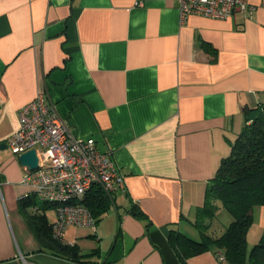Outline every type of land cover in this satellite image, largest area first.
<instances>
[{"label":"crops","instance_id":"obj_1","mask_svg":"<svg viewBox=\"0 0 264 264\" xmlns=\"http://www.w3.org/2000/svg\"><path fill=\"white\" fill-rule=\"evenodd\" d=\"M248 1L251 12L219 19L181 18L176 0H0V144L40 92L71 133L111 153L125 182L107 224L108 211L95 233L65 228L64 242L91 253L68 259L37 239L28 216L52 224L55 209L21 184L24 166L0 145V264H220L212 249L182 260L169 234L200 238L205 188L244 108L264 104V0ZM252 214L249 248L264 234V205Z\"/></svg>","mask_w":264,"mask_h":264},{"label":"built area","instance_id":"obj_2","mask_svg":"<svg viewBox=\"0 0 264 264\" xmlns=\"http://www.w3.org/2000/svg\"><path fill=\"white\" fill-rule=\"evenodd\" d=\"M181 18L201 14L225 19L235 11L251 12L248 0H176ZM264 4V2H262ZM18 127L6 141L11 153L35 149L37 165L21 178L30 194L43 198L55 209L53 234L64 240L69 226L88 227L95 233L97 218L84 204L89 190L100 187L109 195L125 190L124 174L109 151L97 147L92 137L75 136L45 94L37 92L17 113ZM220 264L229 262L222 250H216Z\"/></svg>","mask_w":264,"mask_h":264},{"label":"trees","instance_id":"obj_3","mask_svg":"<svg viewBox=\"0 0 264 264\" xmlns=\"http://www.w3.org/2000/svg\"><path fill=\"white\" fill-rule=\"evenodd\" d=\"M244 114V126L230 143L229 155L221 159L205 188L203 203L196 209L193 225L200 238L192 239L177 230L169 234L182 260L212 249L222 250L228 261L235 264H264V234L250 248L247 242V232L253 223L252 209L264 205V104L245 107ZM83 202L98 222L114 199L113 195L95 187L87 192ZM32 203L31 199L23 201L24 206ZM43 204L50 205L43 202L41 206H45ZM219 205L231 217L226 226L214 222ZM130 210L138 217H145L134 204ZM28 221L37 239L53 253L77 261L91 255L80 253L76 245L58 239L44 213L33 212Z\"/></svg>","mask_w":264,"mask_h":264},{"label":"rangeland","instance_id":"obj_4","mask_svg":"<svg viewBox=\"0 0 264 264\" xmlns=\"http://www.w3.org/2000/svg\"><path fill=\"white\" fill-rule=\"evenodd\" d=\"M34 197L39 202L43 201L42 197H39V196H36V195H34ZM110 214H112V213L108 211L106 213V215L102 218V220H104V223L107 224V222H108V220L110 218ZM47 216H48L49 219H53V214L51 212H47ZM230 220H231V217H230L229 213L221 205H219V207H218V209L216 211V218H215L214 222L216 224H218V225L222 224V225L226 226L230 222ZM73 229L74 228H70V234H71ZM85 231H87V230H85ZM70 234H68V235H70ZM256 242H250L249 246L252 247L253 244L256 243ZM88 243H92V242H88Z\"/></svg>","mask_w":264,"mask_h":264},{"label":"water","instance_id":"obj_5","mask_svg":"<svg viewBox=\"0 0 264 264\" xmlns=\"http://www.w3.org/2000/svg\"><path fill=\"white\" fill-rule=\"evenodd\" d=\"M2 146H6V143L0 144ZM20 164L27 169L35 168L37 165V156L35 149H29L23 153H21L19 156Z\"/></svg>","mask_w":264,"mask_h":264}]
</instances>
